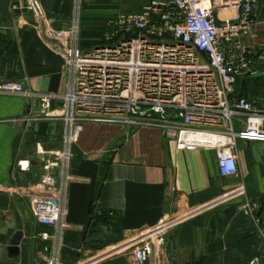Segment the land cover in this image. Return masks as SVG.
<instances>
[{"label": "crops", "instance_id": "obj_1", "mask_svg": "<svg viewBox=\"0 0 264 264\" xmlns=\"http://www.w3.org/2000/svg\"><path fill=\"white\" fill-rule=\"evenodd\" d=\"M150 2L43 0L46 16L41 24L28 12L13 14L11 1L0 0V81L24 82L37 93H66L70 75L55 40L46 36V26H69L80 4L81 14L87 17L88 13L104 12L101 4L111 3L115 8L126 5L125 10L140 13ZM235 16L222 11L218 20L222 23ZM103 36V30H85L82 45L88 47V41L98 44ZM225 50L229 60L239 54L250 56L252 74L238 79L235 97L247 98L264 112V0H259L252 33ZM26 101L21 96L0 95V234L6 237L0 264H47L56 249L62 264L86 260L134 264L129 250L103 256L152 228L164 216L192 212L189 220L167 236L159 258L150 264H250L262 252L261 238L242 206L250 202L264 217V142L238 140L240 176L223 177L215 150H178L161 130L108 123L88 124L74 146L67 227L60 239L44 242L36 238L45 230L36 224L28 208L32 186L45 178L37 161V147L59 150L64 125L53 120L27 127L23 122ZM244 122L235 116L234 129L242 130ZM20 160L30 162L32 168L15 169ZM52 177L58 185L59 175L55 172ZM240 186L245 187L246 197L224 201ZM19 231L24 233L20 255L10 257L6 247Z\"/></svg>", "mask_w": 264, "mask_h": 264}, {"label": "built area", "instance_id": "obj_2", "mask_svg": "<svg viewBox=\"0 0 264 264\" xmlns=\"http://www.w3.org/2000/svg\"><path fill=\"white\" fill-rule=\"evenodd\" d=\"M10 1L13 14L25 11L44 22L43 0ZM258 4L259 0H151L140 13L119 14L109 24L111 31L90 47L82 45L80 5L69 26H46V36L55 40L70 75L66 93H37L24 82L0 81V95L29 101L23 117L27 127L53 120L64 125L59 150L37 147V161L45 178L32 186L28 208L36 224L45 230L36 238L57 242L67 227L73 149L90 123L161 130L178 150H215L221 176H240L237 141L264 142V112L247 98L235 97L238 79L252 74V61L249 55L241 54L227 59L225 47L236 46L252 33ZM222 11L236 16L220 23L218 13ZM235 116L245 120L240 131L234 129ZM17 168L27 171L32 164L20 160ZM55 172L58 185L52 177ZM238 196H247L244 186L227 194L224 201ZM242 209L262 241V252L250 264H263L264 217L250 202ZM193 215L164 216L103 257L129 250L134 264H150L159 258L167 236ZM47 264H62L59 249Z\"/></svg>", "mask_w": 264, "mask_h": 264}, {"label": "rangeland", "instance_id": "obj_3", "mask_svg": "<svg viewBox=\"0 0 264 264\" xmlns=\"http://www.w3.org/2000/svg\"><path fill=\"white\" fill-rule=\"evenodd\" d=\"M108 4V5H107ZM107 4H101L103 5V11L102 13H88L86 14L87 17H85V13L82 12L80 19H81V39H82V33L87 31H96V30H103L104 34L111 31V27H109L110 22L114 21L119 14L122 13H134L129 12L127 9V6L124 5L122 7L118 6V8H115V5L111 3ZM81 6V4H80ZM98 4L96 5V7ZM83 11V10H82ZM100 14H103V16H100ZM84 15V16H83ZM98 16V17H96ZM95 17V18H93ZM83 42V41H82ZM95 41H88L84 42L85 44H92ZM238 130V129H237Z\"/></svg>", "mask_w": 264, "mask_h": 264}, {"label": "water", "instance_id": "obj_4", "mask_svg": "<svg viewBox=\"0 0 264 264\" xmlns=\"http://www.w3.org/2000/svg\"><path fill=\"white\" fill-rule=\"evenodd\" d=\"M29 110V101H26V112ZM24 238V233L19 231L12 238H10L8 242V246L6 247L10 257H18L20 255V246L21 242ZM6 242V237L0 234V250L2 245Z\"/></svg>", "mask_w": 264, "mask_h": 264}, {"label": "trees", "instance_id": "obj_5", "mask_svg": "<svg viewBox=\"0 0 264 264\" xmlns=\"http://www.w3.org/2000/svg\"><path fill=\"white\" fill-rule=\"evenodd\" d=\"M92 45H96V44H94V43H92V44H88V47H90V46H92ZM104 215H105V214H102L101 216H99V218L104 217Z\"/></svg>", "mask_w": 264, "mask_h": 264}]
</instances>
